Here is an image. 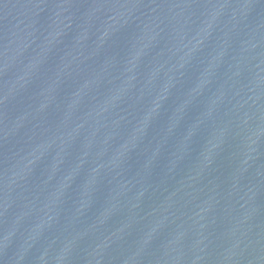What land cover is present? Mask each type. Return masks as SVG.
Here are the masks:
<instances>
[{
	"label": "water",
	"instance_id": "water-1",
	"mask_svg": "<svg viewBox=\"0 0 264 264\" xmlns=\"http://www.w3.org/2000/svg\"><path fill=\"white\" fill-rule=\"evenodd\" d=\"M0 264H264V0H194L0 210Z\"/></svg>",
	"mask_w": 264,
	"mask_h": 264
}]
</instances>
